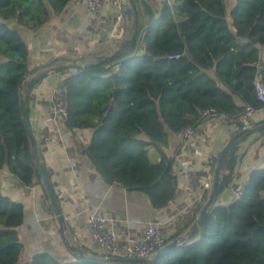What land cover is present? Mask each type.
Wrapping results in <instances>:
<instances>
[{"label":"trees","instance_id":"16d2710c","mask_svg":"<svg viewBox=\"0 0 264 264\" xmlns=\"http://www.w3.org/2000/svg\"><path fill=\"white\" fill-rule=\"evenodd\" d=\"M67 2L0 0V167L24 184L34 177L42 181L19 105L20 83L32 61L17 25L36 29ZM136 36L111 59L69 67L65 122L90 130L85 151L107 180L143 191L152 206L161 207L172 198L179 178L164 152L170 134L194 127L206 108L237 117L262 107L254 80L264 83V0H233L230 7L226 0L165 2L144 30L138 51L114 64L130 54ZM62 68L25 79L23 96L48 71ZM235 124L237 133L242 123ZM250 134L239 137L224 157L217 195L230 185L237 145ZM150 146L158 151V161L150 159ZM242 186L227 204H215V197L198 232L151 264H264V166L251 169ZM23 214L22 203L0 190V264H97L73 256L61 262L46 252L20 261L24 247L17 226Z\"/></svg>","mask_w":264,"mask_h":264},{"label":"crops","instance_id":"0c3cea01","mask_svg":"<svg viewBox=\"0 0 264 264\" xmlns=\"http://www.w3.org/2000/svg\"><path fill=\"white\" fill-rule=\"evenodd\" d=\"M129 1L134 11L137 35L136 44L129 51L131 54L136 48L138 36L159 15L164 3L179 5L180 0ZM125 7L121 2L117 4L107 0L97 12H90L85 6L66 3L60 12H52L36 29L17 25L32 61L30 69L58 54L76 55L106 46L112 50L115 41L126 34ZM260 54L264 58V45L260 46ZM70 72L69 67L48 71L24 100L37 144L68 224L71 242L87 254L102 256L105 253L86 222L90 213L107 218L117 234L121 255H129L125 248L126 239L130 235H141L148 225H159L165 238L183 234L206 200L209 189L205 187V182L212 179V168H215L225 143L235 134L236 124L221 117L212 122L200 119L192 127L189 138L178 133L169 135L164 152L178 170V186L165 205L154 207L143 191L127 189L118 182L106 179L85 151L89 129L69 128L65 120L53 114V86ZM262 118L264 107L256 110L252 120ZM149 152L152 161L160 159L153 146L149 147ZM235 154L236 162L229 186L243 184L251 169L264 166V133L252 132L238 143ZM221 175L223 177L222 169ZM228 187L216 196L215 204H227L235 199L228 194ZM0 190L23 205V219L17 226V235L24 247L20 261L38 252H46L61 262L72 259V252L60 233L58 220L52 213L43 185L36 177L32 183L24 184L5 166L0 167Z\"/></svg>","mask_w":264,"mask_h":264},{"label":"water","instance_id":"95a60500","mask_svg":"<svg viewBox=\"0 0 264 264\" xmlns=\"http://www.w3.org/2000/svg\"><path fill=\"white\" fill-rule=\"evenodd\" d=\"M122 4L126 7L123 10L124 15L126 17V34L125 36L115 41L114 48L110 50L109 46L101 50H89L86 52L78 53L76 55L73 54H58L53 56L50 60L42 63L39 66L31 68L28 72L23 76L21 83H20V111L22 116V121L24 125V129L29 140L30 146L33 150L34 156L36 158L38 168L41 174V181L48 198V202L52 213L54 214L55 218L58 220L60 233L63 236L64 242L67 248L72 252L73 257L81 262H90V263H97V264H106V263H136V264H151L154 262L159 256L171 251L172 249L176 248L177 246L181 245L188 239L192 238L199 230V228L203 224L204 216L207 210L211 207L219 189V184L222 178L221 175V165L223 162L224 157L228 153L230 147L237 141L239 137L244 134L250 132H257L264 130V121L257 124H252L247 128L240 130L239 132L235 133L231 136V138L225 143L223 148L221 149L218 158L215 163L214 172L212 175L211 186L209 192L207 194L205 202L202 204L199 213L196 219L192 222L189 226L188 230H186L183 234H180L171 240L165 242L161 247H159L154 253L150 256H133V255H119V256H97L92 254H87L83 248L79 245L74 244L71 242V234L68 230V224L64 213L62 211L60 202L58 197L55 193L52 181L50 179L49 173L46 168V164L44 161L43 153L39 148L32 126L29 121L28 113L25 107V100L23 96V81L27 79L28 76L33 75L35 73L41 72L46 68H51L54 66L57 67H86L92 64L102 63L108 59H111L117 52L121 49L129 45L135 38L136 35V24L134 19V11L132 5L129 0H120ZM142 40V34L138 36L137 45L133 53L126 55L122 58L115 60L113 63H118L128 59L131 55L135 54L138 51L139 45ZM110 50V51H109Z\"/></svg>","mask_w":264,"mask_h":264},{"label":"built area","instance_id":"2783aa9c","mask_svg":"<svg viewBox=\"0 0 264 264\" xmlns=\"http://www.w3.org/2000/svg\"><path fill=\"white\" fill-rule=\"evenodd\" d=\"M107 0H68L67 3L85 6L90 12H97ZM119 4L120 0H112ZM177 56V54L175 55ZM254 92L256 98L264 107V83L259 77L254 80ZM257 109L248 108L242 115L229 117L217 112L213 108H206L200 112V119L205 121H214L221 117L227 122H241L242 129L252 125L251 120ZM52 112L55 116L66 120L68 118V85L65 78L58 80L52 89ZM184 138H189L192 133V126H185L177 132ZM211 180L205 182V187L210 189ZM243 191L240 183L228 187L227 192L230 196L236 198ZM86 222L94 239L103 247L107 256L121 255L120 245L117 234L107 222V218L102 215L90 213L87 215ZM165 234L163 229L157 224L148 225L144 232L139 235H130L126 239L125 248L129 255L133 256H150L159 247L165 243Z\"/></svg>","mask_w":264,"mask_h":264},{"label":"rangeland","instance_id":"374dc122","mask_svg":"<svg viewBox=\"0 0 264 264\" xmlns=\"http://www.w3.org/2000/svg\"><path fill=\"white\" fill-rule=\"evenodd\" d=\"M226 2H227V6L230 7L232 2H233V0H226Z\"/></svg>","mask_w":264,"mask_h":264}]
</instances>
